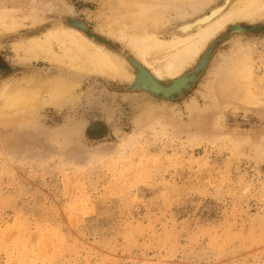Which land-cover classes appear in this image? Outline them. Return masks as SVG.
Listing matches in <instances>:
<instances>
[{
	"label": "rangeland",
	"instance_id": "obj_1",
	"mask_svg": "<svg viewBox=\"0 0 264 264\" xmlns=\"http://www.w3.org/2000/svg\"><path fill=\"white\" fill-rule=\"evenodd\" d=\"M131 1L0 0V85L76 82L63 104L0 121V264H264V30H230L264 25V13L232 20L182 74L158 78L190 75L214 45L199 80L165 99L131 87L139 69L155 73L111 33ZM225 2H162L159 35ZM62 23L102 35L89 36L132 76L18 50Z\"/></svg>",
	"mask_w": 264,
	"mask_h": 264
},
{
	"label": "bare ground",
	"instance_id": "obj_2",
	"mask_svg": "<svg viewBox=\"0 0 264 264\" xmlns=\"http://www.w3.org/2000/svg\"><path fill=\"white\" fill-rule=\"evenodd\" d=\"M162 2L165 5L168 0H132L128 6L125 5L124 13L115 14L110 26L112 35L127 41V45L132 48L137 57L153 68L155 76H150L145 69H139L138 77L135 78L139 86L154 92L160 90L176 92L186 87L191 79L194 80L197 76L195 73L176 78L169 84H164L159 79L182 74L186 65L195 59L216 32L226 27L232 20L251 18L264 13V0H236L230 7L228 5L231 0H226L224 5L211 9L209 13L197 17L196 21L182 23L170 39H164L159 35L164 25V14L162 15L160 11V7H163ZM187 13L188 9L179 11L182 17ZM66 20L68 22V18ZM130 24L134 30L129 31ZM55 43L63 48L62 54L59 55L54 50ZM16 46L25 58L51 56L60 60L61 63H78L76 66L79 65V68L91 69L114 78L126 79L132 76L127 69L126 58H120L103 43H97L85 32L68 23L49 29L43 36L28 37L19 41ZM134 64L132 62L131 66H135ZM75 83V80L68 77H57L48 81L36 79L17 81L16 79L13 82L2 83L0 85V121L6 120L19 111L33 114L40 104H63L69 100ZM226 86L232 85L229 82Z\"/></svg>",
	"mask_w": 264,
	"mask_h": 264
},
{
	"label": "water",
	"instance_id": "obj_3",
	"mask_svg": "<svg viewBox=\"0 0 264 264\" xmlns=\"http://www.w3.org/2000/svg\"><path fill=\"white\" fill-rule=\"evenodd\" d=\"M66 21H67V20H66ZM75 22H76V24L79 25V26H78L79 28H81V29H83V30L86 29V27H85V26L83 25V23H81L80 21L75 20ZM230 30H231V31H240V32H251V33H254V32H255V33H260L261 31L264 30V25H260V26H257V25H250V26L248 27L247 25H244V24H242V23H237L236 25L231 26V27H230ZM88 34H89L90 36H92V37H96V38H98V39H101L100 36H97V34H93V33H88ZM226 37H227V35H223V36L220 37L218 40L220 41V40H222V39H224V38H226ZM105 41H106V40H105ZM105 43L108 44V45H110V46H112V47H114V44H112L111 42H108V41H107V42H105ZM213 48H214V45H211V46L208 48V50H207L206 54L204 55V57L202 58L201 62L197 65V67H196L194 70H192L191 72H189V73H191V74L195 73L197 76H196V78H194V80L191 79V83L189 82V84H188L186 87H184L183 89H181V90H179V91H176V92H165V91H163V90H160V91L152 92V94H153V95H157V96L162 97V98H165V99H174V98H176V97H183V96L185 95L186 91L189 90V89L193 86V84H194L196 81L199 80L200 73L206 69V67H207V65H208V63H209V60H210V58H211ZM128 54H129V53L125 54V56H127ZM207 58H208V61H207L206 66H205L203 69H200V68L202 67V64L204 63L205 59H207ZM137 63L141 66V64H140L139 61H138ZM137 66H138V65H137ZM141 67H142V66H141ZM186 73H188V72H186ZM137 77H138V72H137ZM173 81H175V79H173V80H169V81H167L166 83H172ZM131 87H132L133 89L144 90V88L139 87V84L137 83V78H135L134 81L131 83ZM137 87H138V88H137ZM151 91H153V90H151Z\"/></svg>",
	"mask_w": 264,
	"mask_h": 264
}]
</instances>
